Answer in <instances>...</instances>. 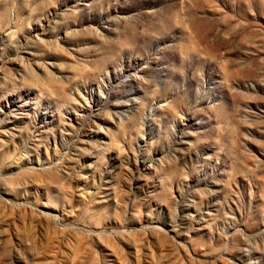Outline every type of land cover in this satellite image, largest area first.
<instances>
[{
  "label": "rangeland",
  "instance_id": "374dc122",
  "mask_svg": "<svg viewBox=\"0 0 264 264\" xmlns=\"http://www.w3.org/2000/svg\"><path fill=\"white\" fill-rule=\"evenodd\" d=\"M0 264H264V0H0Z\"/></svg>",
  "mask_w": 264,
  "mask_h": 264
}]
</instances>
